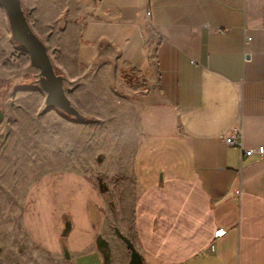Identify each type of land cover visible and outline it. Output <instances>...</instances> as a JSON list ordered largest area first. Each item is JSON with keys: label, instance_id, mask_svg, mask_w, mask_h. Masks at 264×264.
Wrapping results in <instances>:
<instances>
[{"label": "crops", "instance_id": "obj_1", "mask_svg": "<svg viewBox=\"0 0 264 264\" xmlns=\"http://www.w3.org/2000/svg\"><path fill=\"white\" fill-rule=\"evenodd\" d=\"M49 2L35 4L45 37L30 25L91 120L41 115L94 131L98 154L87 173L73 151L27 165L24 238L0 262L129 264L118 227L141 264H264V156L223 138L264 147V0ZM16 124L29 161L38 139Z\"/></svg>", "mask_w": 264, "mask_h": 264}, {"label": "rangeland", "instance_id": "obj_2", "mask_svg": "<svg viewBox=\"0 0 264 264\" xmlns=\"http://www.w3.org/2000/svg\"><path fill=\"white\" fill-rule=\"evenodd\" d=\"M24 1L28 3L29 0ZM33 1V6L29 3L24 11L27 12L26 15L31 14L28 21L31 22L35 32L39 31L40 33L37 34L45 37L46 30L50 26L45 25L40 11L35 6L37 1L41 0ZM45 1L48 3L46 8H53L54 2ZM51 21L59 26V21ZM52 23L51 28H53ZM38 73L39 70L31 64L29 55L13 40L6 11L0 2V110L3 113L0 121V248L2 250L11 247L12 243L20 245L24 238V206L32 190L22 186L26 185L27 165L36 166L34 168L36 173L65 167L64 165L70 164V153L73 151L71 156L78 157L76 166L87 173L89 165L95 162L98 154L92 144L86 142V138L94 131L85 126L75 127L61 122L57 113L41 115L46 110V93L37 82ZM86 120L91 119L86 117ZM18 122L21 124L29 122L31 138L34 136L38 139L36 152L31 153L29 161L26 158L29 152L26 154L25 151L26 159L24 158L23 162L21 142L15 141L18 133L21 132L16 124ZM75 135L78 137L77 145L70 141ZM101 148L105 152L109 149L107 143L102 144ZM34 156L37 157L35 161ZM56 171L62 172V170ZM88 174L91 175L92 172L89 170ZM3 264H6L5 261Z\"/></svg>", "mask_w": 264, "mask_h": 264}, {"label": "water", "instance_id": "obj_3", "mask_svg": "<svg viewBox=\"0 0 264 264\" xmlns=\"http://www.w3.org/2000/svg\"><path fill=\"white\" fill-rule=\"evenodd\" d=\"M0 2L6 11L13 40L29 55L31 64L39 70L37 82L46 92V108L59 109L78 121L86 120V116L68 97L64 87V76L56 72L45 42L33 31L23 9L22 0H0ZM2 115L0 110V121ZM115 232L130 250L129 264H141L143 256L133 241L118 227L115 228Z\"/></svg>", "mask_w": 264, "mask_h": 264}, {"label": "built area", "instance_id": "obj_4", "mask_svg": "<svg viewBox=\"0 0 264 264\" xmlns=\"http://www.w3.org/2000/svg\"><path fill=\"white\" fill-rule=\"evenodd\" d=\"M242 135L240 134H229V135H225L223 138H224V141L228 144V145H236V146H239L240 149H241V152L244 155H251L253 153H259L261 154L262 156H264V147L260 146V147H257V148H248V149H245L242 145V142H241V138Z\"/></svg>", "mask_w": 264, "mask_h": 264}, {"label": "trees", "instance_id": "obj_5", "mask_svg": "<svg viewBox=\"0 0 264 264\" xmlns=\"http://www.w3.org/2000/svg\"><path fill=\"white\" fill-rule=\"evenodd\" d=\"M89 119V118H88Z\"/></svg>", "mask_w": 264, "mask_h": 264}]
</instances>
